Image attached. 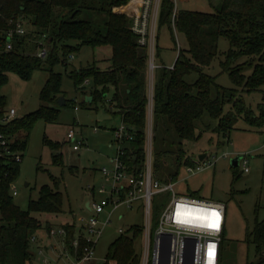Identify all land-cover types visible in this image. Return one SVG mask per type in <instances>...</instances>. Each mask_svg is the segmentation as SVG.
I'll list each match as a JSON object with an SVG mask.
<instances>
[{
	"label": "trees",
	"instance_id": "trees-1",
	"mask_svg": "<svg viewBox=\"0 0 264 264\" xmlns=\"http://www.w3.org/2000/svg\"><path fill=\"white\" fill-rule=\"evenodd\" d=\"M136 2L0 0V86L7 82L8 72H15L23 79H29L39 69H46L49 73L40 94L43 104L31 113L15 117L8 123H0V132L13 138V150L21 152L26 149L29 134L38 119H57L60 109L48 105L62 93V73L55 71L54 66L60 62L67 65L73 52L85 45L110 46V63L103 69L95 64L80 66L69 75L77 90L85 80L92 82V101H83V105L89 103L98 107V104H102L110 112L120 115L121 123L128 132L127 138L123 139L121 157L130 171L138 174L144 168L150 102L153 145L160 126L166 132L173 128L182 140H197L202 134L198 132L197 124L202 122L206 112L217 121L219 130L229 135L237 122V111L244 110V101L238 100L239 97L234 94L236 88L221 86L215 76L203 71V67L210 65L217 57L218 39L224 36L230 48L225 53V59L220 61V66L228 73L234 86H242L245 90H257L264 86V0H218L212 12L177 8L174 18V0H161L157 26L167 24L171 31L175 28L185 36L187 48H179L173 68L163 64L155 68L157 72L154 73L151 101L149 52L139 43V36L132 29V17L124 10L132 8ZM18 21L29 27L25 34L16 32ZM9 31H12L11 37ZM9 41L11 49L7 48ZM40 41L44 42L46 49L44 57L38 55ZM157 48L156 41L158 55ZM240 56H253L256 59L248 77L232 67ZM192 71L199 74L190 83L185 76ZM6 101L5 95L0 93V113L6 107ZM65 104H69V101H65ZM227 105H231L228 110ZM249 122L262 126L264 117L259 123ZM47 143L55 151L52 154L53 162L62 163L59 143L52 140H47ZM171 154L174 155L178 172L183 164L195 162L190 155L182 152V148ZM20 164L0 155V264H34L35 253L31 249L30 237L42 228L49 231L53 227L38 214L57 215L64 211V194L59 189L58 177L53 178L52 187L41 186L39 197L31 198L26 209H21L14 202L10 183L17 179ZM154 176L157 178V175ZM61 226L66 229L65 240L70 246L76 225L66 222ZM134 231L133 236L120 234L116 237L106 257L125 264H138L135 238L140 234V229L135 228ZM246 240L253 242L256 249L263 253L264 219L256 218L253 230L247 232ZM222 258L223 246L220 264Z\"/></svg>",
	"mask_w": 264,
	"mask_h": 264
},
{
	"label": "rangeland",
	"instance_id": "rangeland-1",
	"mask_svg": "<svg viewBox=\"0 0 264 264\" xmlns=\"http://www.w3.org/2000/svg\"><path fill=\"white\" fill-rule=\"evenodd\" d=\"M176 1L178 9L212 12L218 0ZM156 27L153 32L154 37L152 36L154 50L151 52L149 45L146 48L149 55L151 53L154 55V64L169 67L175 62L179 48H187V41L183 34L178 33L175 28L171 31L167 24ZM24 28L25 31L29 30L25 25ZM153 28L150 25L149 41L153 35L151 33ZM218 46L217 57L210 65L204 66L203 71L215 76L221 86L236 88L234 94L239 97L238 100L244 101V110L237 111L238 119L229 135L219 130L217 121L207 112L202 122L197 124L198 132L202 133L197 140H182L173 128L170 127L166 132L160 126L156 131L153 145V174L163 183L174 182L177 194L225 203L227 220L222 243V264H264L262 260L264 250L260 253L253 242L246 240L247 232L253 230L256 218L264 219V124L257 126L249 122L259 123L264 117L262 115L264 86L257 90H245L242 86L235 87L228 73L220 66V61L225 59L230 43L224 36H220ZM111 56L110 46L85 45L73 52V58L69 57L67 65L60 62L54 66L55 71L62 73V93L48 105L59 108L60 112L54 121L38 119L29 134L26 149L21 151L23 158L19 175L14 181L18 192L13 196L14 202L21 209H26L31 198L39 197L41 186L52 187L53 178L58 177L59 189L64 194V211L57 215L38 214L43 221H48L56 228L66 222H80L79 218H85L92 213L86 206V202L91 198L88 188L98 187L103 182L101 167H112L111 159L119 147L113 128L121 125L120 115L110 112L102 104H98V107L89 103L83 105V101L88 99L92 101L90 91L92 82L85 80L80 90H77L69 75L72 70L80 66L95 64L103 69L110 63ZM255 62L253 56H240L232 67L239 69L245 77H248ZM156 72L155 67L153 70L149 67L150 101ZM198 74L197 71H192L185 76V79L190 83L194 82ZM48 75L46 69H39L29 79H23L15 72H8L7 82L0 86V93L5 95L7 100L4 109L14 107L17 111L16 117L38 109L43 104L40 94ZM60 97L69 101V104L60 105L58 102ZM150 104L152 105L151 102ZM75 105L78 106L77 109ZM229 108L231 105L226 106V110ZM70 129L75 131L78 139L83 140V144L77 150L73 149L74 142L67 137ZM47 140L58 142L61 146L58 152L62 155V163L53 162L52 154L55 151L51 149ZM145 142L147 143L146 140ZM145 146L147 149V144ZM180 148L195 162L201 153H207L208 158L216 155L218 159L214 165L195 173L187 171V164H183L178 172L174 155L171 153H176ZM236 156H241V159L239 165L232 168L231 160ZM244 160L247 161L248 172L243 171ZM168 201L169 197L166 203ZM120 214L122 217L119 216ZM158 216L159 213L154 216V222L158 220ZM0 222H2L1 213ZM143 222L142 203L134 202L131 206L119 207L97 244V259L106 257L112 241L120 234L119 227H123L125 233L131 235L129 227L141 226ZM45 233L44 228L38 231L39 237L43 240ZM31 248L35 249L34 244ZM142 248L143 240L138 236L135 240V250L141 254Z\"/></svg>",
	"mask_w": 264,
	"mask_h": 264
},
{
	"label": "built area",
	"instance_id": "built-area-1",
	"mask_svg": "<svg viewBox=\"0 0 264 264\" xmlns=\"http://www.w3.org/2000/svg\"><path fill=\"white\" fill-rule=\"evenodd\" d=\"M132 8L124 9L132 17V29L139 36V43L150 46L154 50V30H156L159 6L161 0H136ZM174 13L177 11V1L174 0ZM153 30L149 41V30ZM16 32L25 34V28L21 21L17 22ZM9 37L12 31L8 32ZM9 41L7 48L11 49ZM149 52V51H148ZM46 49L44 42L40 41L38 55L44 57ZM151 56V59H150ZM73 58V55L70 56ZM154 55H149L151 69L157 66L153 62ZM174 63L169 66L173 68ZM77 109L78 106L75 105ZM16 109L11 107L3 109L0 113V123H8L16 117ZM97 128H95L96 130ZM115 140L119 147L113 155L112 167H101L104 177L98 186L89 187L91 198L88 206L92 212L87 217L79 218L75 222L76 230L70 246L66 244V229L52 227L46 231L43 238L37 234L30 237L31 246L34 244V264H125L116 259L105 257L97 259L96 248L107 225L112 222L114 212L122 205L131 206L134 202L142 203L144 222L141 226H130L131 236L135 234V228L140 229L143 248L138 254V264H220L222 253L223 233L226 225V205L220 201L200 199L193 196L177 194L174 182L163 183L153 174V121L152 105H149L146 127L145 163L143 171L138 174L130 171L124 163L121 154L124 137L128 134L126 126L121 125L113 130ZM67 137L73 143V149H79L83 140L78 139L73 129H70ZM13 138L0 132V155L17 162L22 161V153L13 150L11 142ZM218 157L207 156L187 165V171L195 173L214 165ZM243 171L248 172L247 161H243ZM10 192L17 195V187L12 181ZM169 201L166 203V201ZM180 208L181 215L177 216ZM216 213L212 216L211 213ZM159 213L158 220L154 222V216ZM122 217V214L119 215ZM183 221V222H182ZM214 224V227H209ZM120 234H126L123 227H119ZM119 234V235H120ZM135 238V240H136ZM41 240V241H40ZM49 240L50 242H46ZM55 241V243H54ZM32 249V248H31ZM211 252V254H210Z\"/></svg>",
	"mask_w": 264,
	"mask_h": 264
},
{
	"label": "water",
	"instance_id": "water-1",
	"mask_svg": "<svg viewBox=\"0 0 264 264\" xmlns=\"http://www.w3.org/2000/svg\"><path fill=\"white\" fill-rule=\"evenodd\" d=\"M150 69L152 67V64L149 65ZM59 104L60 105H64L65 104V100L63 97H60L59 100H58ZM207 156V153H201L198 155V158L199 160H202L204 159L205 157ZM240 159H241V156H236L234 157L232 160H231V167H236L239 165V162H240ZM27 184V183H26ZM87 208H89L88 206V203L86 204Z\"/></svg>",
	"mask_w": 264,
	"mask_h": 264
},
{
	"label": "snow or ice",
	"instance_id": "snow-or-ice-1",
	"mask_svg": "<svg viewBox=\"0 0 264 264\" xmlns=\"http://www.w3.org/2000/svg\"><path fill=\"white\" fill-rule=\"evenodd\" d=\"M181 215V211H180V208L177 209V216H180ZM212 216H216L217 214L216 213H211ZM183 222V221H182ZM209 227H214L215 225L214 224H209L208 225ZM211 254V252H210Z\"/></svg>",
	"mask_w": 264,
	"mask_h": 264
},
{
	"label": "crops",
	"instance_id": "crops-1",
	"mask_svg": "<svg viewBox=\"0 0 264 264\" xmlns=\"http://www.w3.org/2000/svg\"><path fill=\"white\" fill-rule=\"evenodd\" d=\"M123 8V7H122ZM88 203V201L86 202V204ZM89 209V208H88ZM226 210H227V208H226ZM226 220H227V212H226ZM75 223V222H74ZM225 231H226V225H225ZM46 242H50L49 240H46ZM96 264H99V263H97L96 262Z\"/></svg>",
	"mask_w": 264,
	"mask_h": 264
}]
</instances>
